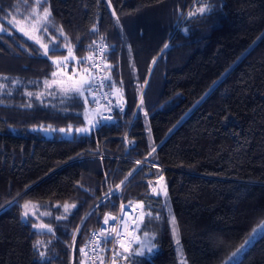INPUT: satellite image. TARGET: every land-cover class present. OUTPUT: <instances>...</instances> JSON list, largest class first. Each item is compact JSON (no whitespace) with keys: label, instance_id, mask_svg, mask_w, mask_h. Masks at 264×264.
Segmentation results:
<instances>
[{"label":"trees","instance_id":"obj_1","mask_svg":"<svg viewBox=\"0 0 264 264\" xmlns=\"http://www.w3.org/2000/svg\"><path fill=\"white\" fill-rule=\"evenodd\" d=\"M205 4L209 12L189 17ZM45 8L47 32L36 31ZM0 28V264H83L90 231L121 198L144 216L140 241L156 247L115 264H179L174 227L187 264H224L262 224L264 0H0ZM97 41L107 44L108 84L124 110L62 136L90 120L88 89L66 97L44 81L69 46L66 72L91 73L85 58ZM40 44L57 50L45 56ZM128 124L132 147L121 138ZM157 176L166 197L142 181ZM26 201L38 207L24 218ZM65 203L75 207L66 213ZM260 233L233 264H264Z\"/></svg>","mask_w":264,"mask_h":264},{"label":"built area","instance_id":"obj_2","mask_svg":"<svg viewBox=\"0 0 264 264\" xmlns=\"http://www.w3.org/2000/svg\"><path fill=\"white\" fill-rule=\"evenodd\" d=\"M102 47L105 48L104 52L100 51ZM106 51L107 44L105 42H95L94 48L90 54L92 59L88 61L91 70V76L94 78V83H92L91 89L89 90V97L90 107L95 111L99 110L98 120L102 119L103 117L111 116L112 119L110 121H113L121 117V114L124 110V105L123 110H121L118 106V104L121 103L118 98L119 93H117L115 89L111 88L108 84V79H105V77H108V71L106 70L105 64ZM103 121L106 122L109 120ZM129 129L130 124H128L127 130L124 134H122L121 138L127 147H132L135 142L128 135ZM91 156H105V153L100 152ZM132 160L136 162L140 161L139 164L144 163L153 166L156 165L146 160ZM160 167L163 170L166 169L165 166L160 165ZM157 178L158 176L146 177L143 178L142 181L148 186L149 190L153 192V188L156 189L154 180ZM121 205H123V211H121ZM140 216V209L136 205L126 204L123 202V198H121L118 212L112 216L116 219H109L107 224H105V220H103L97 228L90 231L83 246L85 249V252L83 253V264H113L114 257L123 256L122 251H120L121 247L119 242L122 241L125 245H127L129 242H131V244L138 243L134 241V238L138 237V234L137 228L135 227L133 221L135 220L138 223ZM113 228L117 229L119 236H117L116 232L111 231ZM102 231H105L106 234H110V238L106 240L105 237L100 236ZM104 241L107 242L105 243Z\"/></svg>","mask_w":264,"mask_h":264},{"label":"snow or ice","instance_id":"obj_3","mask_svg":"<svg viewBox=\"0 0 264 264\" xmlns=\"http://www.w3.org/2000/svg\"><path fill=\"white\" fill-rule=\"evenodd\" d=\"M38 2H42V0H38ZM197 2L199 3L200 0H197ZM210 10H211V5L205 4L204 6L199 7L196 10V13L189 12L188 15H189V17H192V16H194L196 14H205V13L209 12ZM33 11L35 12V9H33ZM113 15H115V12H113ZM50 16H51L50 9L45 8L43 13L38 15L37 18L34 21L35 30L36 31L47 32V24L50 22ZM9 23H13V21H9ZM93 29H95V25H93ZM2 30H4V29L0 28V31H2ZM19 30L21 32H23L24 35H26V36L28 35L27 32H24V29L21 28ZM58 31H59L61 36H64V31H63L62 28H60ZM29 38H32V37H29ZM65 39H67V37H65ZM37 43H39V41H37ZM40 47L44 49V53L43 54L45 56H48V52L49 51L57 50L56 47H54L53 45H48V44H40ZM168 47H169L168 44L164 45L165 49L168 48ZM100 51L104 52L105 48L102 47L100 49ZM69 58H74L71 46L68 47V56L63 57V61L66 62V61L69 60ZM49 59H51V57H49ZM85 59L91 60L92 57L89 56V57H87ZM81 62H83V59H82ZM153 62H155V58H154ZM53 63L56 64L57 67H59L60 61H59V59L58 60H54ZM96 67H98V66H96ZM106 67H110V66L106 65ZM85 72L88 73L87 76L82 77L79 81H77V82H75V83H73V84H71L69 86H65L62 81H57L55 79H53L52 81L45 80L44 81V85H45L46 88H51L53 84H56L58 86V88H59L60 93L62 95H64V96H66V97H70L72 94H75L77 96H84L85 89L87 88L88 90H90L92 83H94V78L91 76V73L89 72V70L85 69ZM51 75H52V77H56L58 74H57V72H53ZM69 79H71V77ZM105 79H110V77H105ZM12 83L13 84H17V83H19V81L13 80ZM145 83H147V81H145ZM3 88H4V85L0 84V90H2ZM116 92L119 93L120 89H116ZM48 94L49 95H53L54 93L50 92ZM26 95H28V96L36 95L37 98L39 99L41 94L40 93L34 94L32 92H27ZM85 103H87V101H85ZM142 104H143V101L141 100V105L140 106H142ZM118 106L120 107L121 110H123V104L122 103L118 104ZM27 107H31V104L27 105ZM97 111H99V110H97ZM111 119H112V117L108 116V117H103L100 120H96L95 122H93L92 120H89L88 124L90 125V127L77 128V129H75V131L77 133H86V132L90 131V128H95V127L99 126L100 124H102L103 120H109L110 121ZM47 130H50V129H45V131H47ZM60 131L61 132H65V131L71 132L72 129L71 128H69L67 130L60 129ZM154 151H155V149H153V152ZM151 154L152 153H149V155H151ZM139 163H140V161H137V164H139ZM161 179H163V178L161 177ZM121 183H123V181ZM116 187H117V189H119L120 185H117ZM153 192L154 193L156 192L155 188H153ZM164 194L165 195L167 194L166 190H164ZM32 207H38V206L32 204L31 201H26L25 204L23 205L24 211L21 213L22 217L27 218L28 215H29V210ZM63 207H64V211L67 213L71 208H74L75 205L74 204L73 205H69V204L65 203ZM121 211H123V205H121ZM48 214L49 213H42V215H48ZM146 215H151V213H147ZM62 218H64V217H58V219H62ZM156 218L159 219V217H156ZM109 219L115 220L116 218L115 217H107L106 216L104 223L107 224ZM143 219H144L143 215L141 217H139V220L141 222L143 221ZM133 223L135 224L136 228L140 227V224L137 223L135 220L133 221ZM171 223L173 225H175V223H176L175 217H172ZM262 224H264V222H262ZM33 227H35V228H46L49 231H51V228L48 225H46V224H34ZM260 227H261L260 225L257 226V228H260ZM111 231L112 232H116L117 236H119V232L117 231V229L113 228ZM254 234H257V229H255V228L252 230L251 233H249V237L245 239L244 244H242L239 248L236 249V251L234 253H232V257H235L247 244H249L252 241V239H254ZM260 234H264V232H262ZM144 235L148 236V233H145ZM176 235H177V230L174 227L173 228V236L175 237ZM100 236L105 237L106 240L110 238V234H106L105 231H102L100 233ZM134 241L140 243V247L139 248L132 249L131 248V242H129L127 245H125L122 241L119 242L120 243V247L123 248V251L128 254L127 256L124 257L126 260H131V258L133 256H143L145 254V252L150 253L156 247V245L154 243H151V242H149L147 245H145L143 242L140 241L139 237H135ZM37 243H39V241H37ZM177 243H179L178 239H177ZM80 251L82 253H84L85 249L81 248ZM40 256L43 258L45 256V253L41 252ZM113 264H115V259L113 260Z\"/></svg>","mask_w":264,"mask_h":264},{"label":"rangeland","instance_id":"obj_4","mask_svg":"<svg viewBox=\"0 0 264 264\" xmlns=\"http://www.w3.org/2000/svg\"><path fill=\"white\" fill-rule=\"evenodd\" d=\"M108 2V0H106ZM34 21L35 19L32 21V27L35 28V25H34ZM128 51H129V48H128ZM85 59H83L84 61ZM62 66H60L59 68L56 69V72H57V76L54 77L55 80L57 81H62L64 83L65 86H69L77 81H79L82 77H85L88 75H86V73H83V72H80L81 69H77V70H73V73H70V72H66L68 71V63L67 62H64L62 61ZM75 68V67H74ZM84 71V70H82ZM71 77V79H69ZM56 85V84H55ZM120 94V92H119ZM89 90H88V93H87V96H89ZM119 97V95H118ZM90 99V97H89ZM87 100H88V97H87ZM140 106V105H139ZM142 107V106H140ZM90 116L88 117V119L92 120L93 122H95L96 120H98V116H99V111H95L93 110L91 107H90ZM89 121V120H88ZM88 121H87V125L84 126V127H89L90 125L88 124ZM145 126H146V130L147 132L149 133V126H148V123L145 119ZM83 128V127H81ZM46 128H41V131L44 133V135L46 136H51L52 135V131L51 130H47L45 131ZM69 129V128H68ZM72 131L69 132V131H65V132H61L62 136H65V137H71L73 135V133H77L75 131V129L77 128H71ZM79 134V133H78ZM155 186H156V189L158 190L159 193L162 194V196L166 197L167 194L165 195L164 194V190H166V186H165V182L163 179L161 178H157V180H155L154 182ZM33 204V202H32ZM35 205V204H34ZM37 207H32L30 208L29 210V213L30 214H33L35 213ZM25 218V217H24ZM264 222V221H263ZM36 224H41L40 222H37ZM261 227L260 228H257V234H254V239L259 235L261 229H264V224H261L260 225ZM37 229H42V230H48L46 228H37ZM49 231V230H48ZM140 238V236H138ZM173 239H174V243H175V248H176V253H177V257H178V262L179 264H187L186 263V260L184 258V255H183V252H182V249H181V245L180 243H177V239H178V235H176L175 237L173 236ZM252 239V241L254 240ZM179 241V239H178ZM251 241V242H252ZM250 242V243H251ZM249 243V244H250ZM247 244L235 257H232V255L224 262V264H233L241 255L242 251L249 245ZM134 245V244H133ZM131 248L133 249V246L131 244ZM120 251H122V253L124 252L123 251V248L120 249Z\"/></svg>","mask_w":264,"mask_h":264}]
</instances>
